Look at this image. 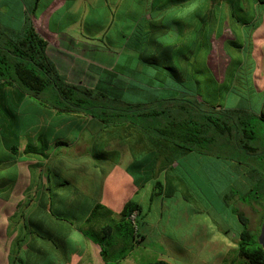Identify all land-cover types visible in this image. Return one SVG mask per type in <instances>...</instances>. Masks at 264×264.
Here are the masks:
<instances>
[{"label":"crops","instance_id":"crops-1","mask_svg":"<svg viewBox=\"0 0 264 264\" xmlns=\"http://www.w3.org/2000/svg\"><path fill=\"white\" fill-rule=\"evenodd\" d=\"M25 27L45 42L47 58L68 84L110 88L113 97L132 103L182 93L201 102L203 81L208 107H252L264 114V0H0V29L19 33ZM204 36L207 47L200 45ZM243 68L249 72L247 99L254 100L245 107L236 91ZM25 109L35 110L29 122L22 121ZM29 147L42 148L47 159L25 154ZM202 158L210 159L137 124H105L64 111L52 89L33 98L0 79V264H24L25 247L14 246L13 229L21 221L13 227L9 219L28 204L39 225L41 199L63 219L42 226L68 235L59 251L49 250V243L46 255L31 252L29 264H107L109 254L120 253L119 263L136 264L152 235L155 261L168 262L172 254L186 259L188 250L166 247L160 222L167 220V199L174 205L184 192L190 199L194 172L185 162ZM39 164L49 168L48 181ZM130 201L139 206L136 229L121 218ZM154 203L159 223L151 225ZM89 232L98 235L96 242Z\"/></svg>","mask_w":264,"mask_h":264},{"label":"trees","instance_id":"trees-1","mask_svg":"<svg viewBox=\"0 0 264 264\" xmlns=\"http://www.w3.org/2000/svg\"><path fill=\"white\" fill-rule=\"evenodd\" d=\"M46 44L32 27L19 33H7L0 29V79L14 84L20 90L37 98L43 91L52 89L58 105L64 111L84 112L105 124L131 122L142 127L155 137L189 153L214 158L223 168L229 162L238 175L240 186L230 196L235 204H245L254 212L262 211L264 220V114L247 108L219 109L207 106L203 97L198 102L195 95L182 93L177 96L152 98L132 103L115 98L110 88L89 89L64 82L45 53ZM108 85L112 83H107ZM14 154L17 149H13ZM25 154L37 155L43 160L44 150L27 148ZM41 178L48 181L49 168H43ZM239 191L246 196L238 197ZM242 194V193H241ZM226 198V197H225ZM225 200V199H224ZM30 200L28 201V203ZM9 219V225L17 231L14 246L18 251L25 247L24 264H29L31 252L42 255L49 250L62 249L63 239L68 235L62 230L52 234L44 223L49 219L63 221L51 210L43 199L40 201L39 225L33 220L31 209L25 204ZM139 206L127 202L121 218L127 219ZM241 228L234 234L236 252L242 264H264V249L258 243L260 229L252 232L249 220L238 209L234 210ZM37 217H35L36 219ZM102 255L104 252L101 251ZM146 264H169L163 260Z\"/></svg>","mask_w":264,"mask_h":264},{"label":"rangeland","instance_id":"rangeland-1","mask_svg":"<svg viewBox=\"0 0 264 264\" xmlns=\"http://www.w3.org/2000/svg\"><path fill=\"white\" fill-rule=\"evenodd\" d=\"M208 43L209 36L201 37V46L207 47L209 46ZM216 52L217 54L220 53V51ZM233 52L235 50L231 48L229 53L233 54ZM246 69L243 68L237 78L239 82L236 91L241 95L239 103L242 107L254 104V100L247 99L250 95V89L248 85L249 72ZM199 91L201 96L205 98L208 96L206 82L201 81ZM43 98L47 102L52 101L50 98ZM34 111L25 109L22 121H31L35 114ZM218 162L220 161L212 158L208 162H204L203 158L197 161L185 162V167L194 172L193 187L195 191L190 193V199L185 198L186 200H184V192L180 197L184 196L183 199L178 200L174 205L172 204L173 199H167L166 206L168 210L165 213L167 220L160 222V229L165 231L162 235L167 241L165 245L174 252L178 248L179 250H188L191 253L186 259L172 254L170 258H167L169 264H242L243 260L238 257L236 252V239L233 238L234 234L241 228L234 210L238 209L244 213L249 220V228L252 232H256L258 228L260 229L264 221L261 210L254 212L244 203H234L230 191L235 192L237 188L235 186H240L238 175L235 173L234 168H231L229 162L223 163V166L225 165L223 168L220 166L221 162L220 164ZM7 174H13V170L9 169ZM239 193L238 197L246 196L245 191H239ZM176 199H179V196H176ZM152 208L150 223L151 225L158 224L159 221L156 217L157 205L154 203ZM182 214H187L189 219L182 218ZM196 230H198V233ZM85 235L94 242L98 239V235L93 232L85 233ZM123 244L125 252H127L129 242L125 240ZM146 246L148 247L147 250L140 249L137 251L140 259L136 264H145L157 260L158 251L154 243V235L146 242ZM162 251L163 254L165 253L164 257L168 256L169 251L164 249V246ZM121 255L122 253L109 254L106 257L107 264H117V262L122 264L119 263Z\"/></svg>","mask_w":264,"mask_h":264},{"label":"water","instance_id":"water-1","mask_svg":"<svg viewBox=\"0 0 264 264\" xmlns=\"http://www.w3.org/2000/svg\"><path fill=\"white\" fill-rule=\"evenodd\" d=\"M258 243L264 249V221L260 227V232L258 236Z\"/></svg>","mask_w":264,"mask_h":264},{"label":"built area","instance_id":"built-area-1","mask_svg":"<svg viewBox=\"0 0 264 264\" xmlns=\"http://www.w3.org/2000/svg\"><path fill=\"white\" fill-rule=\"evenodd\" d=\"M128 221L131 223L132 227L134 229H136L137 225H136V212H133L129 217H128Z\"/></svg>","mask_w":264,"mask_h":264}]
</instances>
